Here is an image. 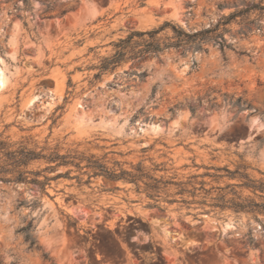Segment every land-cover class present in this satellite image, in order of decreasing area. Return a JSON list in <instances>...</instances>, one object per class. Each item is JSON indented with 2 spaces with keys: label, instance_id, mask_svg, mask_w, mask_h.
I'll list each match as a JSON object with an SVG mask.
<instances>
[{
  "label": "rangeland",
  "instance_id": "374dc122",
  "mask_svg": "<svg viewBox=\"0 0 264 264\" xmlns=\"http://www.w3.org/2000/svg\"><path fill=\"white\" fill-rule=\"evenodd\" d=\"M262 5L0 0L1 137L144 176L0 180V264H264V213L232 206L264 205Z\"/></svg>",
  "mask_w": 264,
  "mask_h": 264
},
{
  "label": "trees",
  "instance_id": "16d2710c",
  "mask_svg": "<svg viewBox=\"0 0 264 264\" xmlns=\"http://www.w3.org/2000/svg\"><path fill=\"white\" fill-rule=\"evenodd\" d=\"M252 9V7H248L247 10ZM260 9H264V5L260 6ZM237 13H231L228 16H222L221 19L223 23L228 22L230 19L235 17ZM168 23L163 24L158 30L162 29ZM174 29V27H173ZM158 30H151V31H133L130 33L126 39H119L117 43L114 44L116 47L115 52L109 56L105 57L100 64L99 71H104L107 69H112L114 66L119 64L126 56V49L125 43L129 41V39L136 33L139 35L144 34H152L157 33ZM175 30V29H174ZM179 32H182L178 30ZM210 29L205 30L204 32H210ZM203 32H197L196 34H202ZM181 44V41L176 42L173 46H178ZM171 45V44H170ZM170 45H164L160 47V45H153L149 46L140 51V55L148 53V52H156L160 51L165 47ZM98 75V74H97ZM70 84V81H68ZM44 158L49 163H55L54 165H49L46 169H54L60 165H68L73 164L79 169L84 167L89 168L90 172L93 175H103L105 178L109 180H118V179H125L131 182H136L138 179L144 177L143 174L136 175L132 174L131 172L121 170L116 172L115 170H110L103 164H100L97 160L88 158L86 159L87 163L84 166L80 165L82 157L79 156H69V155H61L58 153H51L49 155H44L42 150H36L35 148H30L22 142L12 143L6 139H3L0 134V180L2 181H14V182H30L43 187L46 181L49 180L48 177H44V180H39V172H34L28 169L29 164L37 159ZM78 159L76 162L75 160ZM33 175V177H30ZM60 175V174H59ZM233 207L239 210H248V211H259L264 213V205H259L258 203H251L248 205H242L239 203H234Z\"/></svg>",
  "mask_w": 264,
  "mask_h": 264
},
{
  "label": "bare ground",
  "instance_id": "6f19581e",
  "mask_svg": "<svg viewBox=\"0 0 264 264\" xmlns=\"http://www.w3.org/2000/svg\"><path fill=\"white\" fill-rule=\"evenodd\" d=\"M3 79L4 77L2 76V73L0 72V85L4 82Z\"/></svg>",
  "mask_w": 264,
  "mask_h": 264
}]
</instances>
